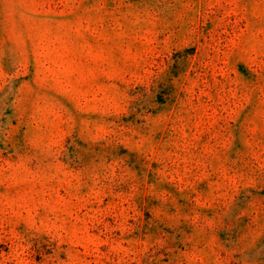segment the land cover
Masks as SVG:
<instances>
[{"label":"rangeland","instance_id":"374dc122","mask_svg":"<svg viewBox=\"0 0 264 264\" xmlns=\"http://www.w3.org/2000/svg\"><path fill=\"white\" fill-rule=\"evenodd\" d=\"M0 264H264V0H0Z\"/></svg>","mask_w":264,"mask_h":264}]
</instances>
